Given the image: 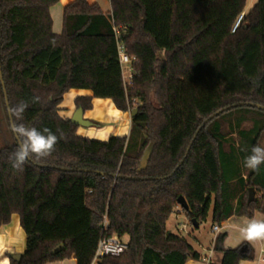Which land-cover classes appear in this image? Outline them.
I'll return each instance as SVG.
<instances>
[{
	"label": "trees",
	"instance_id": "trees-1",
	"mask_svg": "<svg viewBox=\"0 0 264 264\" xmlns=\"http://www.w3.org/2000/svg\"><path fill=\"white\" fill-rule=\"evenodd\" d=\"M59 2L0 0V78L9 107L26 102L16 123L58 136L51 156H33L19 170L9 160L18 147L11 130L14 143L0 149V228L18 215L26 234L27 251L11 264H92L105 220L108 236L124 239L128 250L98 264H186L202 256L167 229L180 197L183 214L199 227L210 213L213 228L264 214V164L243 166L264 139V0L249 11L247 0H109L110 14L74 0L57 35L51 9ZM118 44L134 60L127 87ZM2 87L0 80L5 101ZM71 89L92 93L75 100L84 112L93 99L137 109L129 136H78L59 115ZM250 188L257 194L251 203ZM226 239L214 241L220 264L254 259L249 245L228 250Z\"/></svg>",
	"mask_w": 264,
	"mask_h": 264
},
{
	"label": "crops",
	"instance_id": "crops-1",
	"mask_svg": "<svg viewBox=\"0 0 264 264\" xmlns=\"http://www.w3.org/2000/svg\"><path fill=\"white\" fill-rule=\"evenodd\" d=\"M74 0H60L59 4L55 5L51 9V17L53 20V32L55 34H61L63 27V10L67 5L71 4ZM91 5H97L101 8L104 14L111 13V6L109 0H87ZM258 0H253V3H257ZM253 4V5H255ZM55 17V18H54ZM70 95L73 100V105L63 108V102L65 97ZM78 97H92L90 91L85 90H72L68 92L63 99L59 109V115L64 120H70L77 108L75 106V100ZM92 109L84 112L83 119L87 118V121H92L95 123L96 128H101L102 123L105 121L114 120L113 126L107 127V130H96L94 134L101 139V141H106L111 137L125 138L129 136L131 129V113L121 112L116 109L111 100L105 99H93ZM63 108V109H62ZM101 124V125H100ZM116 125V127L114 126ZM95 131V129H92ZM85 134L82 130L78 128L77 135L80 136ZM82 137V136H80ZM84 138V137H83ZM98 139V138H94ZM100 141V142H101ZM107 142V141H106ZM180 212L175 213L176 215H181L183 212L179 208ZM9 224L0 228V264H11V258L14 255H23L26 250V234L20 225V218L18 215H13ZM187 218V217H186ZM255 219H264V214L261 212H256ZM188 220V219H187ZM249 219L246 217L233 216L228 221L224 222L220 226V232L215 235V237L210 242V247L204 246L201 241H198V248L193 249L200 255L201 260H189L186 264H220L221 257L213 252L214 241L216 237L220 234H227V241H225V248L228 250L237 249L240 246L247 244L250 246L254 259L251 261H242L240 264H264V240L257 241H246L239 240L238 233L236 231L237 225H243ZM200 228V227H199ZM52 264H77L74 258L62 262H56Z\"/></svg>",
	"mask_w": 264,
	"mask_h": 264
},
{
	"label": "clouds",
	"instance_id": "clouds-1",
	"mask_svg": "<svg viewBox=\"0 0 264 264\" xmlns=\"http://www.w3.org/2000/svg\"><path fill=\"white\" fill-rule=\"evenodd\" d=\"M39 99L38 96L33 97V103L39 102ZM27 107L28 104L21 101L14 107L8 108L9 114L14 118L9 127L18 140V147L10 155L9 160L12 167L18 170L22 169V166L33 156L36 159L51 156L58 143V136L48 128L41 131L35 127L29 128L22 123H16L17 120L22 119ZM261 164H264V147L253 146L251 153L244 157L243 166L258 171ZM236 231L239 240H264V219L251 218L243 225H237Z\"/></svg>",
	"mask_w": 264,
	"mask_h": 264
},
{
	"label": "rangeland",
	"instance_id": "rangeland-1",
	"mask_svg": "<svg viewBox=\"0 0 264 264\" xmlns=\"http://www.w3.org/2000/svg\"><path fill=\"white\" fill-rule=\"evenodd\" d=\"M257 2V1H256ZM253 0H247L246 3V11H249L254 5ZM55 18V17H54ZM125 82V80H124ZM63 108L72 106L73 105V100L70 95H67L65 97V100L63 102ZM4 98L1 95L0 92V149L10 146L14 143V137L13 134L10 131L9 128V121L7 119L8 111L6 109ZM62 108V109H63ZM84 120L87 121V118ZM111 121H105V123H102L101 128H96L94 125L95 123L92 121H87L91 122L90 127H83L80 126L78 127L80 130H82L85 134H82L80 136L90 139V140H95V141H101L102 138L95 136L94 134L96 130H107V127L113 126L114 120L110 119ZM70 121V120H69ZM94 124V125H93ZM101 125V124H100ZM116 127V125H114ZM92 129H95V131H92ZM98 138V139H94ZM109 138L106 140L108 141ZM103 141V140H102ZM101 141V142H102ZM103 141V142H106ZM261 147H264V139L260 143ZM257 197V194L255 198ZM186 216L184 214L181 215H176L175 213L171 216L170 220L167 223V229L170 233L175 234L180 236L183 239H186V241L192 245L195 249L198 248V241H201L204 246L210 247V242L212 239L217 235L213 231V224L212 219H211V213L210 216L208 217L207 221L202 223L199 229H194L193 226L191 225Z\"/></svg>",
	"mask_w": 264,
	"mask_h": 264
},
{
	"label": "built area",
	"instance_id": "built-area-1",
	"mask_svg": "<svg viewBox=\"0 0 264 264\" xmlns=\"http://www.w3.org/2000/svg\"><path fill=\"white\" fill-rule=\"evenodd\" d=\"M118 54H119V61L121 66V72L123 75V80H125L124 85L127 87L131 84L134 60L128 56L124 47L120 44H118ZM178 212H180L179 209L176 211V213ZM108 228H109L108 220H105L103 227L105 233L100 240L98 249L96 251L97 253L95 254L92 264H98L101 261V259L104 257H119L120 255L125 254V252L128 250L127 243L124 239H121L118 236H112V237L108 236ZM213 231L218 234L220 232V227L218 226L214 227Z\"/></svg>",
	"mask_w": 264,
	"mask_h": 264
},
{
	"label": "water",
	"instance_id": "water-1",
	"mask_svg": "<svg viewBox=\"0 0 264 264\" xmlns=\"http://www.w3.org/2000/svg\"><path fill=\"white\" fill-rule=\"evenodd\" d=\"M0 80H1V85L3 86L2 88H3V91H4L6 108L8 109V108H9V103H8V98H7V96H6V92H5V87H6V86H4L3 78H2V77L0 78ZM238 106H240V105H237V106H234V107H228V108H225V109H223L222 111H219V112H217L215 115H213L212 117H210V118L208 119V121H210V120H212L213 118L217 117V115L219 116V115L223 114L224 112L230 111L232 108L235 109V107H238ZM258 108L263 110V108H261V107H258ZM137 113H138V110H137V109L133 110V111L131 112V119L135 118L136 115H137ZM83 116H84V111H83L82 109H77L76 112L74 113L73 117L70 119V121H71V123H72L73 125H75V126H77V127H80V126H83V127H90L91 122H87L86 120H84V119H83ZM8 117H9V119H10V123H11V122H12V121H11L12 118H11V115L9 114V112H8ZM208 121H207V122H208ZM204 126H205V124L203 125V127H204ZM15 139H16V141H18L16 136H15ZM153 149H154V146H153V144H151V145H150V146L144 151V153H143V157H142V159H141V161H140V165H139V168H138V172H139V173H141V172H143V171H145V170L147 169L148 164H149V161H150V158H151V156H152ZM255 196H256V192H255V190H254L253 188H250V189H249L248 202H249V203L253 202V201L255 200ZM178 205L181 206L180 208H181L182 210H184V211H188V205H187V202H186V200H185L183 197H180V198H179V200H178ZM191 223H192V226H193L194 229H198V228H199L198 223H197L195 220L191 221ZM62 250H64V246H63V245H60V246H58V247L52 252V254L55 255V254L61 252ZM242 252H244V249H242ZM21 256H22V255H18V254H17V255H14V256L12 257V259L18 262V261L21 259Z\"/></svg>",
	"mask_w": 264,
	"mask_h": 264
}]
</instances>
